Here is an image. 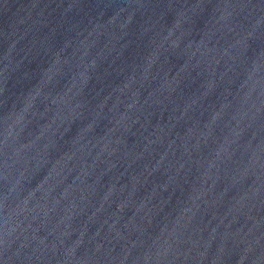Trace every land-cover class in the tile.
Returning a JSON list of instances; mask_svg holds the SVG:
<instances>
[{"label":"water","instance_id":"water-1","mask_svg":"<svg viewBox=\"0 0 264 264\" xmlns=\"http://www.w3.org/2000/svg\"><path fill=\"white\" fill-rule=\"evenodd\" d=\"M0 264H264V0H0Z\"/></svg>","mask_w":264,"mask_h":264}]
</instances>
